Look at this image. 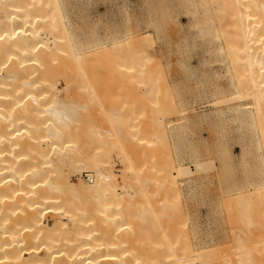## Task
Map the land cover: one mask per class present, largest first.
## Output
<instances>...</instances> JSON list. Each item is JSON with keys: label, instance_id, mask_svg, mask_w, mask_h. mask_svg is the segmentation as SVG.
<instances>
[{"label": "bare ground", "instance_id": "bare-ground-1", "mask_svg": "<svg viewBox=\"0 0 264 264\" xmlns=\"http://www.w3.org/2000/svg\"><path fill=\"white\" fill-rule=\"evenodd\" d=\"M196 2L207 11L202 20L217 39L214 46L219 66L215 67L216 77L208 83L212 98L208 105L214 108L222 103L221 108L212 109L216 110L217 121L233 124L238 120L235 127L241 140L243 163L240 174L243 171L244 176L240 184L234 181L236 178H226L222 192L233 204L225 211L228 222L229 218L235 220L229 222L227 232L236 244L232 243L234 246L230 245L228 250L245 252L248 246L240 243L242 235L247 243L252 241L251 248L264 247V0ZM107 48L102 41L71 40L57 0H0V264H219L218 251L198 253L187 239L189 231L175 226L183 217V210L174 206L168 212L167 196L179 195L177 188L167 189L165 200L158 205L148 198L149 185L165 184L172 177L171 169L178 176L186 174L185 168L191 164L197 173L203 161L213 154L212 146L197 149L195 131H186L180 138L178 133L176 160H169L167 148V152L160 154L168 159H162L164 181L158 184L159 175L157 179L155 175L147 178L156 170V166L152 171L145 166L154 159L147 161L149 147H144L150 135L146 127L151 125L147 128L150 132L154 124L151 122L145 129L133 125L132 114L140 110L136 105L143 113L150 105L147 98L135 104L133 97L139 91L160 96L158 90L163 80L154 69L127 66L144 58L142 50L117 61V56ZM117 68L124 69L119 74L124 92L127 91L125 102L130 97L131 104L134 102L130 111L129 107H122L128 113L122 109L119 113V109L110 106L105 109L113 99L112 85L120 77L116 75ZM213 70L211 66L207 68L209 72ZM102 74L109 77L100 82ZM154 89L156 94L152 93ZM91 104L107 111L102 112L103 122L107 120L110 129L103 127L101 132L102 126L98 125V132L97 125H80L88 121L84 117L89 121L96 118L89 115ZM162 121L156 126L163 129L166 124ZM129 144L132 149L127 150L125 146ZM107 149H119L115 157L123 164L119 173L127 170L125 175L121 173L124 177L110 171ZM74 165L78 167L77 174L92 173L85 177L86 182H71L67 168ZM116 176L122 179L118 184ZM192 178V187L195 181V188L202 185V177ZM259 215L263 216V224L255 227L252 217ZM47 217H51L50 226L43 222ZM163 221L162 232L152 233L153 225H163ZM255 249V254L260 253ZM249 252L245 254H251L252 249ZM243 259L248 262L242 264H251L250 257ZM257 264H264V258Z\"/></svg>", "mask_w": 264, "mask_h": 264}, {"label": "rangeland", "instance_id": "rangeland-1", "mask_svg": "<svg viewBox=\"0 0 264 264\" xmlns=\"http://www.w3.org/2000/svg\"><path fill=\"white\" fill-rule=\"evenodd\" d=\"M57 2L59 9L63 14L64 21L66 22L71 40H76L79 42H87L89 40L102 41L106 45H108L107 49L110 50V52H112L115 56H117L115 59L117 61H119V59L124 55L134 56L135 53H137L139 50H142L144 58H140L137 60L138 62L128 64L127 66L145 70L154 69L155 71H153L157 73L158 78H162L163 83L159 88L160 90H158L160 92V96L158 93V95L156 94V89H154L152 90V93L155 92L156 96L153 94H150V96H148L149 93L147 91V94L145 93V91H139L138 95L133 97L135 104H141V100H145V98H147L146 100L150 101L148 102L150 105L147 103L149 106H147L146 104L147 107H144V113L141 110L142 108L136 105V107L140 110L138 111L135 107L138 112L135 113L136 111L133 110L135 114H132L131 112L130 114H128V116H131L132 114V118L133 115H135V119L133 118L135 121L132 120V122L134 121L133 125L136 124V128H142L144 126L143 128L145 129V126L150 125L151 122H153V124L156 126L158 121L161 122V120H163L162 123L164 122L166 124H161L164 127V130L162 129V127H159L160 125H157L156 128H154L153 125L152 130H150L149 132V129L147 128H150L151 125L150 127H146V130H148V135L150 133V138L147 137L145 133V137H147L145 140L147 143L144 142L145 140L143 141L144 147L146 146V144L147 146L145 148L148 149L149 147V151H147L148 154H146V157L147 155H149L147 157V161H151L152 158L154 159L153 161H151V164L154 166L152 168L151 164H149L150 162H148L149 165L147 164L145 166H147L148 169L150 166V170L154 169L156 166L155 169L158 170H153L155 171V173L151 170L152 174L150 173L151 171L148 170L151 176L149 175L147 176V178H152L154 177L152 175H155L156 179L159 176L162 177L158 178V184L164 181V179L166 178L164 177V171L166 170L163 169L165 166H163L162 164V159H166L167 161L168 159L163 158V156L161 157L160 154L161 152H163V150V153H165L167 148L170 154L168 158L171 156L169 160L171 159L174 161L176 157L175 142H177V139L182 137L183 133L186 134V131L188 132L189 130H191L197 133L193 139L194 145L196 143L199 145L198 146L196 144L198 146L197 149H199V147L204 148L205 146H207V144L211 145L213 148V154H211L209 158L203 161V166L198 170L197 173L193 169L194 166L189 164L187 166V169L185 168L186 171L184 173L186 174L177 176L176 170L171 169L170 171L172 177H169V180L166 179L165 184H162L165 185V187L160 185V187L162 186L160 188L155 184V186H157L156 188L155 186H153L154 182L151 183L150 181V183L153 185L149 183V186H151V190L149 189L148 198L156 202L158 205L163 200H165L164 192L167 189L177 188L179 195H177L176 197L171 198V196H167L165 194L167 196V199L169 198L170 201V207L167 209V211L172 212V210H174L176 207L182 208L183 217L178 222H176L175 226H180L189 231V234H187V239L191 242L192 246L196 248L198 253H211L213 251H218L221 257L219 264H228L229 262H231L230 264H242L243 262L247 263L248 261H244L243 257L245 259L248 258V260L250 257V259H252V261H250L251 264L253 263V260L254 263L257 264L260 258H264V247H259L257 249L254 248L255 250H257V252H260L255 254L254 249L251 248L252 245L249 246L250 242L252 243V241H248L249 243H247V238L245 237V235H242V238L240 236V238L243 239L242 241H240V243H246L247 245H245L248 246L246 247V249L248 248L250 252L252 249L251 254L253 255L249 254V256L248 254H245V252H249L248 249L245 252L243 250H238L239 252L236 250L238 253V255L236 256L233 255L236 251L231 253L233 250H231V252H229L228 250V247L230 245L232 246L235 242L233 243L234 237L232 238L231 234L229 233L230 231L227 232V227L230 221L234 222L235 220H233V218H229L228 222V217L226 216L225 211L229 209V205L231 203L229 201L230 198L226 197L223 194L222 186H225L226 181H232V178H236V180L234 179V181H239L238 184L242 182L243 171L242 174H240V172L241 169L243 170V168H241L240 166L243 163L240 161L239 150L241 147V140L237 138V135L239 136V133L237 132V127H235V124L238 122V120L232 124L229 121H217L216 118H214V116L216 115V112L214 111L216 110L213 111L212 109H217L219 107L221 108L223 106L222 103H218L219 106L214 105V108L213 106L211 107L208 105V101L212 99L209 98V90L211 89H207L209 86L208 83L210 79L216 77L215 72H217L218 70L215 67H218L219 63L218 50L215 49L214 46V40L217 39L212 37V31L207 30L205 21L202 20L203 17H206L207 11L199 8L196 0H57ZM210 6L211 4L207 6L208 10H210ZM144 35L147 36L145 37ZM109 44H112V47H110ZM209 66H211L215 70L210 72L207 71V68ZM122 70L124 69L117 68L116 75L120 76L118 77L120 81L117 80L114 85H112L113 89H111V92H114V95L112 97L113 99L112 102H108V105H106L105 107V109H109V106L110 108H114L117 110L119 109V113L122 107H129L130 111L132 110L130 106L132 104L134 105V102H132V104L130 102L132 97H130L129 100L126 99L128 101L125 102V93L127 91L124 92V82L121 79V74H119L123 73ZM104 77L108 79L109 76H105V74H102L99 76L98 81H106ZM164 93H166V97ZM114 104H116V107H112ZM90 106L91 109L89 115H91L92 118L93 115H95L96 120L93 118V121L92 119H90L89 121L87 117H84V120L88 121H85L80 125L83 127H96V125H99L100 127L102 126L99 129L101 132H104V128L110 129V125L107 126V124H109L107 123V120L103 122L105 118L102 112L107 111H101L99 109L100 106H98L97 104H91ZM123 111H126V113H128V110L124 109ZM91 116L88 117L90 118ZM106 117L109 118L110 116ZM122 119L124 118L122 117ZM154 120H156V123H154ZM117 122L113 121V123ZM99 126L96 128L97 131ZM172 126L175 127V129L170 130L169 127ZM154 129L156 131H154ZM178 133L180 134V136ZM233 134L236 137L233 136ZM151 135L154 136L152 137ZM81 137H83V139L87 138L86 135H82ZM148 138L152 141H147ZM158 141L160 142V144ZM153 142L155 145H153ZM130 144L127 145L130 147L125 146L127 150H129L130 148L132 149V145ZM133 144L135 143L133 142ZM138 146L140 147L141 144ZM152 146L154 147L152 148ZM164 147L165 149H163ZM120 149H122V147ZM117 150H113L115 153L113 151L112 153L111 150L108 151L110 153L111 162L110 171H112L113 174H118L119 176H121L124 171L120 173L119 171H122L121 169L123 168V164L121 163V161L119 162L117 160L118 158L115 157L118 152ZM121 152L122 151H120L119 153L121 154ZM76 159H80V157L77 156ZM173 161L169 163L175 164V162ZM84 162L86 163V161ZM136 162L138 163L139 161ZM169 163L167 162L166 164ZM237 167L240 170H238ZM77 168L78 167L75 165L71 166V168H67L69 179L74 185L76 184L78 179H82L81 181L86 182L87 178L85 177H87V175L89 174L92 175V173L89 171H82L77 174L75 172ZM169 168L170 166L168 167V169ZM162 169L164 171H162ZM125 172L123 175L126 174ZM195 173L199 177H202L201 182H203L200 187L196 186L198 189L194 187L195 185H197L196 181L194 182V184H192L193 187L191 186L192 179L194 180V178L192 177L197 176ZM229 173L231 174V176ZM234 173L237 174L235 175ZM123 175L122 177H124ZM119 176L118 178L116 176V178L118 179L117 184L122 180L119 179ZM165 176H167V174ZM223 177H225V180L223 179ZM222 180H224L225 183ZM159 191H162L163 193H159ZM159 194H161L163 197ZM150 196L152 197V199ZM154 202L153 204H155ZM51 212V215L54 214L53 211ZM262 217V215L256 217L254 216V218L252 217V220L255 221V227H260V225L263 224L264 218L262 219ZM230 219H232L233 221ZM261 219L263 222L261 221ZM259 221H261L262 223ZM43 222L45 225L50 226L51 217L44 218ZM164 227V221L163 225L155 223L152 227V233L157 234L159 232H162ZM240 252L241 255H239ZM243 254L245 256H243ZM259 254L262 255V257L259 256ZM247 255L249 257L246 258ZM237 256L240 259H238ZM255 256H259L258 259ZM241 259L243 261H241Z\"/></svg>", "mask_w": 264, "mask_h": 264}]
</instances>
